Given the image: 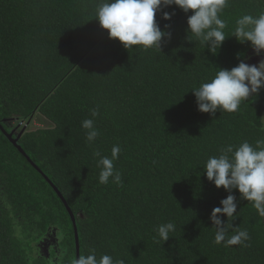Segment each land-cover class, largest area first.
<instances>
[{
	"label": "trees",
	"instance_id": "1",
	"mask_svg": "<svg viewBox=\"0 0 264 264\" xmlns=\"http://www.w3.org/2000/svg\"><path fill=\"white\" fill-rule=\"evenodd\" d=\"M100 2L0 0V264H48L58 251L70 264L76 249L69 212L79 255L95 249L98 258L125 264H264V217L236 190L229 235L247 230L250 239L215 243L209 217L229 193L203 170L223 146L264 138V89L238 112L214 117L197 110L191 92L217 69L242 59L255 64L249 44L230 36L237 18L258 15L262 6L230 0L221 13L229 38L213 55L187 34L191 12L175 6L165 9L174 13L170 21L156 16L172 33L160 52L127 50L95 20ZM93 108L100 135L89 144L81 122ZM36 114L45 127L21 135L23 155L7 137L8 121ZM116 144L122 184H100L93 152L110 157ZM168 222L175 231L162 244L156 229Z\"/></svg>",
	"mask_w": 264,
	"mask_h": 264
},
{
	"label": "clouds",
	"instance_id": "2",
	"mask_svg": "<svg viewBox=\"0 0 264 264\" xmlns=\"http://www.w3.org/2000/svg\"><path fill=\"white\" fill-rule=\"evenodd\" d=\"M261 5L258 15L244 14L237 18L231 36L240 44L248 43L254 55H264V0H256ZM230 0H101L96 8V21L101 29L106 30L109 39L117 40L125 49L140 46L143 50L156 49L160 52L162 40L171 38L172 33L164 29L156 20L158 13L161 19L170 21L174 13L165 9L175 6L187 17V34L196 37L207 50L215 55L226 40L225 29L228 22L221 18V13L229 6ZM239 58V54L238 57ZM264 89V59L257 64L241 60L235 67L217 69L215 76L208 82H203L191 91L195 97L197 110L200 113L214 117L217 111L235 113L242 103L250 96H255ZM99 115L97 108L91 110L90 119L81 122L86 130V140L93 144L100 132L95 126V118ZM12 121L13 120H9ZM16 122L9 134L20 136L27 127H19ZM16 130V131H15ZM260 131L264 132V118H261ZM16 133V134H15ZM16 139V138H15ZM220 154L210 156L204 165L206 179L215 188H223L229 193L215 207L209 217L215 230L214 241L226 246L244 245L250 239L247 230H236L229 221L237 216L238 201L231 193L238 191L240 199L251 202L257 214L264 217V138L257 139L255 146L247 140L239 145L228 144L219 150ZM121 147L116 144L111 148V156L102 155L99 150L93 152L100 168L99 183L110 182L122 184V177L115 167ZM221 217H226V221ZM157 235L162 244L170 239L169 233L175 231V224L168 222L157 226ZM39 254L40 252L36 248ZM64 253L58 251L55 257L48 258V264H64ZM70 264H125L123 259H114L104 254L97 257L95 249L87 255L72 258Z\"/></svg>",
	"mask_w": 264,
	"mask_h": 264
},
{
	"label": "rangeland",
	"instance_id": "3",
	"mask_svg": "<svg viewBox=\"0 0 264 264\" xmlns=\"http://www.w3.org/2000/svg\"><path fill=\"white\" fill-rule=\"evenodd\" d=\"M261 59H264L263 57L257 56V58L255 59V64H257ZM10 127H15L16 126V122L15 121H8ZM19 127H27V129L29 128L30 130L32 129H38L40 127H45V124L42 123V120L38 117V115H34L33 118L28 122V124L26 123H21L19 125ZM28 129V130H29ZM16 131V130H15ZM43 252L44 254L46 253V246H44V243H41V245L38 246Z\"/></svg>",
	"mask_w": 264,
	"mask_h": 264
},
{
	"label": "water",
	"instance_id": "4",
	"mask_svg": "<svg viewBox=\"0 0 264 264\" xmlns=\"http://www.w3.org/2000/svg\"><path fill=\"white\" fill-rule=\"evenodd\" d=\"M14 133L8 134L7 137L8 139L11 141V143L13 145H15L18 150L24 155L23 151L19 148V146H17V141L18 139L21 137V135L23 134V132L20 133L19 137H16V139H14L13 136ZM71 220H72V224L74 227V237H75V249H76V257H79V237H78V232H77V228H76V223H75V218L72 216V214L69 212Z\"/></svg>",
	"mask_w": 264,
	"mask_h": 264
},
{
	"label": "flooded vegetation",
	"instance_id": "5",
	"mask_svg": "<svg viewBox=\"0 0 264 264\" xmlns=\"http://www.w3.org/2000/svg\"><path fill=\"white\" fill-rule=\"evenodd\" d=\"M16 134V133H15Z\"/></svg>",
	"mask_w": 264,
	"mask_h": 264
}]
</instances>
